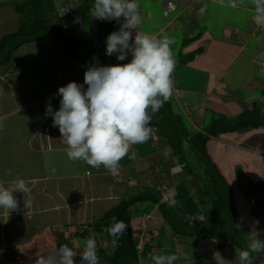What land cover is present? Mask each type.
I'll list each match as a JSON object with an SVG mask.
<instances>
[{
    "label": "crops",
    "instance_id": "0c3cea01",
    "mask_svg": "<svg viewBox=\"0 0 264 264\" xmlns=\"http://www.w3.org/2000/svg\"><path fill=\"white\" fill-rule=\"evenodd\" d=\"M167 1L160 0L164 15H175L161 27L157 26L158 36L143 32L141 25L135 31L157 38L166 33L177 41V29L186 30L189 36L185 37L196 35L197 27L188 22L185 11L198 12L197 23L207 21L212 24V14H208L212 5L231 8L232 15L225 19L220 36H214L209 30L200 33V38L182 52L185 54L203 47V53L194 61L175 67L172 75L174 92L169 100L179 101L182 112L195 126L193 130L203 129L205 123L202 119L209 110L215 118H235L245 108L251 109L256 103L264 104V71L255 70L256 67L264 68V17L256 12L251 0H235L236 8L231 7V0H175L177 8L166 15ZM137 3L140 14H143L144 10ZM205 5L206 10L201 15L200 9ZM65 6L62 4L61 8ZM76 17L72 23H65L66 30L76 38L86 39L85 17L81 12ZM143 18L149 19L147 16ZM95 22L98 26V20L93 18L91 39L98 32L93 29ZM18 28L15 0H1L0 40ZM91 47L97 49L96 60L87 64L114 65L119 62L106 55V47ZM172 54L176 60L178 55ZM241 57L244 62L240 63L242 70L237 67ZM253 65L256 66L254 69ZM232 68L234 78L227 80ZM85 71L50 40L25 43L15 51L11 62L0 65V122L4 125L0 131V158L11 160L9 164L4 163L7 168L1 164L0 172L2 169L12 170L11 176L6 172L0 174V186H9L13 179L23 178L31 189L32 200L31 207L25 208L24 195L15 193L19 210L10 212L0 208V264H33L37 255L56 249L62 238L72 244L76 257H80L75 264H85L81 259L85 239L77 236L78 231L102 218L132 194L147 191L159 195L162 176L175 185L178 183L175 177L185 172L168 138L156 128L159 123L163 131L170 133L172 124L166 117L170 110L165 103L162 108L166 113L160 109L148 125L152 129L150 138L143 144L130 147L128 155L119 162L115 175L103 166L96 169L83 161L73 162L68 158L59 128L53 127L52 118L45 112L49 98H52L53 110L59 109L60 97L56 95L59 87L72 81L83 84ZM182 143L178 151L181 155L184 151L183 156L188 158L186 141ZM207 151L210 156L212 153L214 158L221 157L226 162L225 172L240 164L253 177L247 180L246 187L244 184L246 191L241 188L244 194H248L242 199H237L234 185L227 183L224 201L210 199L213 211L203 199L205 192L201 193L199 213L207 212L206 218L191 225L208 227L218 233V227H210V223L215 221L217 207L222 204L226 211L230 209L228 223L233 230L236 231V224L240 223L242 229L250 232L252 226L246 223V218L264 226V191L258 186L264 185V127L211 136ZM132 153L136 154L135 159L131 158ZM172 158L177 159L175 163ZM213 161L216 163L217 159ZM199 163L201 161L197 160L200 166ZM170 170L173 173H169ZM160 204L147 200L136 203L130 210L138 248L135 264H147L149 253L176 254L180 259L174 264H238L235 250H246L247 245L233 240L235 234L219 232L215 237L191 236L189 229L182 228V224L181 230H176L168 222ZM165 207L177 220L182 223L186 220V212L178 199ZM261 238L264 239V230ZM100 244L107 254L113 253L115 244L107 233L101 237ZM99 258L100 264H110L105 256Z\"/></svg>",
    "mask_w": 264,
    "mask_h": 264
},
{
    "label": "clouds",
    "instance_id": "9594fccd",
    "mask_svg": "<svg viewBox=\"0 0 264 264\" xmlns=\"http://www.w3.org/2000/svg\"><path fill=\"white\" fill-rule=\"evenodd\" d=\"M251 3L264 17V0H251ZM206 7L200 9L201 15ZM231 7H237L235 0H231ZM90 16L120 24L119 30L106 38V55H115L117 60L125 61L131 54V59L128 63L114 65L90 64L84 72L83 84L72 81L59 87L56 94L60 97L58 110H53L52 98H49L45 115L52 118L53 127L59 128L61 142L71 161H83L96 169L103 166L115 175L130 147L150 138L152 129L148 125L152 117L173 95L172 75L176 60L170 46L175 40L166 33L157 38L135 31L143 23L137 0H94ZM93 60H96L95 56ZM3 129L0 122V131ZM135 157L132 153L131 158ZM6 175L11 176L12 170L7 169ZM15 193L24 195V207L29 209L31 189L25 179L19 177L9 186H0V208L10 212L19 210ZM258 223L256 221L248 232L247 249L235 250L239 264H253V254L264 252V239L260 238L261 232L256 228ZM236 227L241 228V224L237 223ZM127 229L123 220L112 217L105 231L115 244ZM76 255L72 247L64 244L37 255L33 264H75ZM81 259L85 264H100L96 232L90 231L84 240ZM146 259L147 264H174L180 257L149 253Z\"/></svg>",
    "mask_w": 264,
    "mask_h": 264
},
{
    "label": "trees",
    "instance_id": "16d2710c",
    "mask_svg": "<svg viewBox=\"0 0 264 264\" xmlns=\"http://www.w3.org/2000/svg\"><path fill=\"white\" fill-rule=\"evenodd\" d=\"M15 7L19 15V28L16 32L7 34L0 40V65L11 62L15 51L23 44L32 41L43 40H50L54 42L59 47H61V49H63L67 56L75 60H80L82 58L84 63H88L92 61V53L96 51V49H94L95 47L91 46L99 45L101 47H106L107 36L113 31H118L120 27V24L115 20H98L99 29L97 34L95 35L94 39L86 41L84 38L80 39L70 35L69 31L66 30L65 20L67 19L68 14H57L55 18H53L52 14L54 12V0L17 1L15 2ZM199 38L200 34H196L183 39L180 53L178 58H176L175 67L181 64L192 62L199 54L203 53V47H199L196 50L185 54L182 52L183 48ZM86 46H88L90 49L88 50L87 54L82 57V50ZM180 57L181 59L179 60ZM111 59L115 60L117 58L115 55H113L111 56ZM130 59L131 56H129L127 60L119 61L118 63H128ZM262 95L264 96V89L262 91ZM165 104L169 108L170 114L166 113V110L163 108H161V111L166 113L168 121L172 124L170 133L163 131V128L159 125V123L156 125V128L160 131V133L168 138L173 151L178 156L179 162L183 165L185 173H187L185 178L183 177V179L179 180L177 184L171 185L170 187H172L174 191V200L178 199L184 212L195 215L201 210V193H208L207 189L209 188L207 187L208 183L204 182L205 179L201 178L197 171H193V169H191V162L187 160L192 155L189 153L192 151L195 152L194 155H196L201 161L205 173H207V171L216 173L219 177L218 180H220V182L226 188L228 186L226 179L208 153L207 143L211 136H220L222 134L240 132L249 128L264 127V112L256 107V103L251 109L245 108L235 118L218 117L211 124L205 125L203 129L195 130L196 132L191 133L190 129L187 127L191 124H189L190 121L185 118L186 116L184 117L179 113H176L170 100L165 102ZM170 115L172 116L168 117ZM184 118L187 122L184 120ZM151 122L153 121L151 120ZM185 141V148L189 154L188 158L183 156L185 154L184 151L182 152V155L178 151V147L180 148L181 144L183 146L182 142ZM238 174L241 176L244 174L242 169H238ZM199 178L201 180H199ZM210 181L211 186L216 187L217 181H215L213 178H211ZM196 184L198 188H200V191L197 190ZM258 186L264 191V185ZM192 188H195L196 190H193ZM161 195L162 190H160L159 195H153L147 191H141L136 194H132L131 196L123 199L117 206L107 211L99 220L88 223L85 228L77 232V236L86 239L89 236L90 231L96 232L99 256H105L110 264H135V262L138 260V248L133 233L130 210L136 203L145 202L147 200L154 204L159 202L161 203L160 208L162 213L176 230H181L180 226L182 224V228L186 227L189 229L188 232L191 236L200 235L201 237L203 236L206 238L215 237L218 235V233L211 228L194 226L191 225L187 220H185L183 223L180 220H177L174 215L168 209H166L165 204H168V202L162 201ZM225 198L226 196L221 194L219 195L218 199L224 201ZM112 217H116L117 220H123L128 225V229L122 237L117 239L113 253L107 254L101 247L100 239L104 233H107L105 229L110 225ZM64 244L72 247V244L69 241L62 238L58 240L57 248ZM79 259L80 257H76L75 262H77Z\"/></svg>",
    "mask_w": 264,
    "mask_h": 264
},
{
    "label": "rangeland",
    "instance_id": "374dc122",
    "mask_svg": "<svg viewBox=\"0 0 264 264\" xmlns=\"http://www.w3.org/2000/svg\"><path fill=\"white\" fill-rule=\"evenodd\" d=\"M1 1V0H0ZM17 1H23V0H15V2ZM140 3V6L142 7V10H144V13L141 14L142 17L147 16L149 17V19L147 18H143V23L141 24L142 26V31L145 33H149L152 34L154 36H158L159 34H157V30L158 27H161V25L163 23H165V21L167 22L169 19H171L174 15H169V17H166L164 15L163 9H162V4L160 3V0H137ZM163 1V0H162ZM168 2V1H167ZM166 2V4H167ZM94 3V0H54V12L52 14L53 18H55V16L57 14H68L67 19L65 20L66 23H72L74 20V17H76L77 15H79V13L81 12L83 14L84 20L83 23L85 25L84 29L86 32V41H90L91 38V26H92V21L93 18L90 16V9L92 7ZM62 4H65L66 6L63 8H61ZM165 4V6H166ZM140 7V8H141ZM226 7V6H225ZM222 7L221 5H212V7L210 8L208 14H212L211 17L213 19V23L209 24L207 21L201 22V23H197L196 21V17L198 16V12L196 13V11H189L187 13V11L184 12V16L186 17V19L188 20V22L197 27V31L195 34H200L203 33L205 30H209L214 36L218 37L221 34V27L224 25V23L226 22L225 19L229 16L232 15L231 13V8L228 7ZM82 23V24H83ZM178 23H180V20H178ZM155 26V27H154ZM158 26V27H157ZM192 29V28H191ZM191 29L189 30L191 32ZM182 29H177V34H178V40L175 41L174 45H171V49H172V53L179 55L180 53V49H181V43L183 41V39L185 38V36H189L188 32L186 30H182ZM97 31V30H96ZM193 31V30H192ZM194 34V33H192ZM90 48H88V46H86L83 50H82V57L85 56V54H87L88 50ZM97 50V49H96ZM246 53V52H245ZM244 53V54H245ZM96 56V51H94L92 53V57ZM175 57V56H173ZM83 59L81 58L80 60H76V62L79 64V67L86 70V67L89 65L87 63H84L82 61ZM240 63H244L242 61V57L239 59V61L237 62V67H239V69L242 70V67L240 66ZM256 66L253 65V69ZM256 71H260L261 73L264 71L263 67L257 68L255 69ZM234 68H232L231 72L227 75V80L234 78ZM236 75V74H235ZM172 107L174 109V111L176 113H179L180 115L185 117V114L182 112L181 109V105L179 103V101L177 99L172 101ZM187 119V117H185ZM184 118V120L186 121V119ZM215 115L212 113V111H208L207 114L203 117L202 122L205 123L204 125H209L211 124L214 120H215ZM187 122V121H186ZM190 124V123H189ZM188 125V124H187ZM191 132H193V128H195V126L189 125L187 126ZM213 146V144H212ZM211 153V152H210ZM189 154H192L189 159L191 164V169H193V171H197V173L200 174L201 178L205 179L204 182L208 183L207 187L209 189L208 190V194L205 193L206 195H204L203 199L205 201H207V205H208V209L212 210V203L211 201L214 200V202H216V200H218L219 195L220 194H224L226 193V189L224 187V185L220 182V180H218V175L216 173L213 172H208L205 173L204 171V167L202 165V163H199V165H197V160H199V158L194 155L195 152H191ZM211 157L213 160H215V158L217 159L216 161V165L218 166L220 172L222 173L224 170L223 168H225V170L227 169L225 166V163L223 161V159H221V157L217 158V157H213V154L211 153ZM173 162L175 163V161L177 159L172 158ZM11 163V160L8 158H4L1 157L0 158V166L1 164L4 165V163ZM172 162V164H173ZM188 162V161H187ZM240 165V164H239ZM236 165L235 167L233 166V168L231 167L230 170H228L225 173H222L226 179V181H228V184H233L234 185V191L236 192V197L238 198H243V197H248V194H244L243 191L241 190L242 187H244V184L247 182V180L249 178H252L253 175L252 174H248L247 172H245L243 170V167ZM3 167L7 168V165H4ZM241 168L243 171V175H239L238 174V169ZM2 169V168H1ZM6 172V170L4 171V169H2V172H0V174H4ZM185 172L183 173H179L177 175V177H175V179L179 182V180H182L183 177H186ZM246 175V176H245ZM188 178V177H187ZM213 178L215 181H217V185L215 186H211V181L210 179ZM217 179V180H216ZM199 180H201L199 178ZM250 180V179H249ZM248 183V182H247ZM161 184L162 185H166L167 187L171 186L170 182L168 181L167 177H161ZM251 184V183H250ZM195 185V184H194ZM243 185V186H242ZM247 184H245L246 187ZM197 186V184H196ZM244 187V190L246 191L247 188ZM197 190L200 191V188H198L197 186ZM228 192V191H227ZM210 196V198H209ZM211 199V201H210ZM223 201V200H222ZM221 201V203H222ZM218 205V202L216 203V207ZM218 213L216 215V219L215 221H213V223H210V227H218L219 232L221 234H223V232H227L228 234H235V238H233V240L237 241V242H242L243 244L246 243V245L248 244L247 239H245L247 237V231H245L242 228H237V230H233L232 228L229 227V223H228V218L229 215H227L228 213H230V209H228V211L225 210V207H223L222 204H219V206L217 207ZM207 214V212H206ZM206 214L203 212V216L204 219L206 218ZM246 223L249 226L254 225L255 222H251V220L248 218H246ZM256 228L258 231L263 232L264 230V226L262 224H260V222L258 223V225H256ZM218 232V233H219ZM261 238V237H260ZM262 239V238H261ZM246 247V246H245ZM247 249V247H246ZM224 262V259H223ZM237 262L239 264V261L237 259ZM253 264H264V252H261L259 254L254 253L253 254Z\"/></svg>",
    "mask_w": 264,
    "mask_h": 264
},
{
    "label": "built area",
    "instance_id": "2783aa9c",
    "mask_svg": "<svg viewBox=\"0 0 264 264\" xmlns=\"http://www.w3.org/2000/svg\"><path fill=\"white\" fill-rule=\"evenodd\" d=\"M177 8V4L175 0H168L166 6H165V14L168 15L169 13H171L172 11H174ZM78 18L76 17V20ZM121 22H123V18H121ZM93 29L96 31L97 30V26H96V22L94 23ZM264 102V101H263ZM256 107L259 108L262 112H264V104H256ZM169 173H173V170H170ZM174 191L172 187H167L166 185H162V201L164 202H168V203H173L174 202ZM185 218L186 220L190 223V224H197L201 221L204 220V216L201 213H197L195 215L192 214H185ZM114 251V250H113Z\"/></svg>",
    "mask_w": 264,
    "mask_h": 264
}]
</instances>
